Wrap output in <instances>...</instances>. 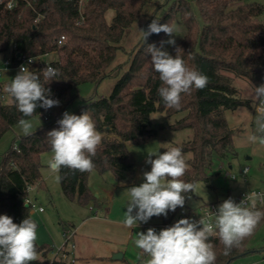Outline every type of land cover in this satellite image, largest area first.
I'll return each mask as SVG.
<instances>
[{"label":"trees","instance_id":"obj_1","mask_svg":"<svg viewBox=\"0 0 264 264\" xmlns=\"http://www.w3.org/2000/svg\"><path fill=\"white\" fill-rule=\"evenodd\" d=\"M29 1L32 6L22 1L13 10L0 6V56H11L16 65L23 57L55 54L56 59L41 61L34 71H41L47 65L59 70V76L45 86L51 89L52 98L64 100L65 105L73 99L72 92L81 84L99 86L105 80L114 81L108 94L96 93L84 99V103L71 113L80 115L88 111L97 129L105 134L93 157V171H111L119 183H132L136 161L127 144L156 135V130L148 127L151 114L156 111L168 116L182 114L173 123H161V129L192 131L190 139L177 145L183 152L191 153L187 159L189 168L182 177L185 182L195 185L199 181L209 182L215 157L227 159L237 155L236 130L229 125L226 111L252 107V101L243 97L235 86V77L252 86L264 84V0H168V7L161 16L156 14L161 5L154 0H89L83 7L79 0ZM110 11L114 12L111 20L107 16ZM39 14L42 17L35 22ZM176 14L181 16L186 34L175 40L176 45L170 46L169 53L173 57L180 55L189 68L209 78L202 90L193 89L182 94L179 109L168 108L159 96L161 81L159 74L153 71L147 51L151 44L160 47L167 34H152L146 41L141 36L131 51H126L124 44L136 24L147 15L146 29L154 19L172 26ZM62 37V44H59ZM119 52L129 54L126 69L124 63L117 64ZM52 109L37 108L30 119ZM64 112L62 108L52 118L44 119L33 135L14 139L2 158L0 215L12 217L14 223L30 217L37 224L32 207L25 205L23 197L29 193V187L48 191L43 178V157L52 155L47 133L59 128L57 121L62 119ZM21 116L9 98L6 101L1 98L0 91V140L17 125ZM111 135L114 138H110ZM90 174L62 170L65 178L60 185L69 201L87 206L97 200L88 184ZM188 195L192 197L194 193ZM183 208L170 211L167 217L163 216V222L172 221ZM258 208L264 211V205ZM263 225L264 220L252 236L227 256L223 254L224 246L219 239L211 238L216 264H231L251 253L249 243ZM36 244L39 257L32 264H59L49 257L53 246L37 241Z\"/></svg>","mask_w":264,"mask_h":264},{"label":"clouds","instance_id":"obj_2","mask_svg":"<svg viewBox=\"0 0 264 264\" xmlns=\"http://www.w3.org/2000/svg\"><path fill=\"white\" fill-rule=\"evenodd\" d=\"M7 7L11 9L14 4L10 2ZM140 32L144 41L160 32L170 37L161 41L160 47L148 45L147 51L151 55L153 71L159 74L161 81L159 96L168 108L179 109L182 94L193 89L202 90L209 78L199 70L189 68L180 55L173 57L164 50L165 44L176 45L174 28L168 23L160 24L154 19ZM59 74V70L51 65L38 72L21 65L16 76L3 86L2 91L9 102L22 113L17 127L24 136L34 134L30 118L37 113V108L47 111L59 106L60 101L52 98L51 89L45 86ZM248 97L255 111L256 130L247 134L244 143L264 146V84L251 85ZM57 123L59 128L47 133L52 152L47 163L55 182L65 178L61 175L63 169L92 172L95 167L93 157L104 139L93 118L88 111L80 115L65 111ZM146 163L151 165V170L143 172L144 182L127 189L129 200L123 225L128 229L136 228L138 222L147 223L153 216L167 217L177 207L183 208L186 199L191 198L188 194L196 190L194 183L182 179L189 168L182 148L148 152ZM27 190L32 191V188ZM24 203L30 204L27 200ZM258 203L264 205V192L251 191L239 203L228 198L211 213V221L203 217L198 221L184 218L159 232L150 227L146 232L135 234L134 245L141 256L148 257L146 264H216L217 255L211 238H218L224 246L223 254L230 255L232 249L252 236L264 220V211L258 208ZM37 239V224L30 217L17 224L12 217L0 215V264H32L38 259Z\"/></svg>","mask_w":264,"mask_h":264},{"label":"rangeland","instance_id":"obj_3","mask_svg":"<svg viewBox=\"0 0 264 264\" xmlns=\"http://www.w3.org/2000/svg\"><path fill=\"white\" fill-rule=\"evenodd\" d=\"M155 3L160 4L161 7L157 10V16L164 14L168 7V0H154ZM196 13H198L196 6L194 5ZM149 11V13H151ZM148 13V14H149ZM114 12H108V19L111 20ZM149 17V15H147ZM147 16L136 24L135 30L130 34L127 40L124 42L126 45V51L135 49L138 44L142 33L140 30L146 29L145 23ZM264 19V17H263ZM174 28L175 40L183 38L186 34V28L182 22L180 14L174 16L172 22ZM170 37L166 35L164 41H167ZM168 44L164 45V50L170 51ZM56 59L55 54H50L44 57V60L50 62ZM129 54L128 52H119L117 60L118 66L124 65V69L128 67ZM123 69V70H124ZM16 73V72H14ZM16 76V74H14ZM241 79V78H240ZM243 80V79H241ZM245 81V80H243ZM247 82V81H245ZM250 86L251 84L247 82ZM112 81L108 79L105 83H101L96 86L92 83L81 84L75 91L72 92L73 99L65 105V101H60L59 106L53 107L52 110L43 114L46 115L47 119L52 118L60 109L65 108V111L72 113L76 108L84 103V99H88L96 93L107 94L108 90L112 89ZM250 112L252 115L253 124L240 126H233L236 130L234 137V145L237 155L227 159L215 157L213 167L211 169V178L209 182L199 181L196 184V190L194 195L187 201L184 206V210L188 207H196L200 204H209L217 202L227 197L229 194L235 196L237 193L242 192L246 189H264V146L247 145L244 143L245 138L249 132H255V111ZM43 115L33 117L34 128L33 132L36 131L40 125L45 121ZM182 114H176L174 116H168L165 112L156 111L151 114L149 128L156 130V135L146 136L140 139L128 142L127 147L129 151L134 155L135 175L131 184L121 185L113 175L111 171L105 173H99L92 171L88 178V184L91 190H94V195L99 197H108L110 199V210L111 215L118 214L122 219L125 218V212L127 211V202L129 195L127 189L132 186H139L144 182L143 172L150 171L151 165L146 163L148 152H164L169 147H177L183 141H186L192 137V131L190 129L184 130H173L170 128H160V124L163 122L173 123L179 119ZM98 130V129H97ZM99 131V130H98ZM101 132V131H100ZM103 136L105 134L101 132ZM23 134L19 131L17 125L9 130L0 140V163L2 162L3 156L10 150L14 139L22 136ZM110 138H114L113 135ZM186 159L191 157V153L183 152ZM45 155L43 157L45 161ZM153 159L155 157H152ZM248 166L250 172L247 180L240 176L241 170ZM235 174L238 178L233 179L232 175ZM43 178L47 185L48 191L45 188L33 187L30 191V196L37 199L41 203L45 212L38 213L45 222L46 227L50 232L56 236V245L60 247L65 242V232L73 231V222H77L80 219L82 213L88 212V206L80 205L77 202L69 201L62 193L60 182H55L52 174L49 172L48 165H45L43 170ZM100 211L103 209L97 207ZM33 214L35 210H32ZM103 212V211H102ZM100 212V213H102ZM163 216L150 218L149 221L153 223H159L162 221ZM159 232V229H156ZM159 230V231H158ZM249 247L251 253L245 257L234 260L231 264H242L243 262L258 261V264H264V225L258 230L254 238L250 241ZM148 257L146 256V264Z\"/></svg>","mask_w":264,"mask_h":264},{"label":"crops","instance_id":"obj_4","mask_svg":"<svg viewBox=\"0 0 264 264\" xmlns=\"http://www.w3.org/2000/svg\"><path fill=\"white\" fill-rule=\"evenodd\" d=\"M17 73L18 72L16 70L6 72L2 80L3 84L5 85L6 83H9L10 80L15 77L14 74ZM106 81L107 80L103 81V83H105ZM113 83L114 81H112V84ZM234 84L241 90L243 97L249 99L248 90L251 86L247 82L237 77L234 78ZM110 91L108 90V93ZM251 111L253 110L247 107H239L234 111L227 110L226 117L229 125L233 127L237 125L243 126V124H253L252 115L250 114ZM45 117L46 115H43V118ZM50 158L51 155H47L45 157V161L43 159L45 165H48L47 162ZM91 191L94 194V190ZM242 192L237 193L235 196L229 194L227 197L222 200H218L216 203L220 205L224 200L228 198H232L233 200H235L237 196H239ZM94 196L97 200L91 201L90 204L87 205L88 212L82 213L80 219H78V221L75 223L73 222V242L75 244V247H72L70 244L66 246L68 257L66 259L58 257L57 261L59 262V264H144L143 262L145 261L146 256H141L140 250L135 247V234L138 232H145L144 225L146 224H154L156 225L154 227L155 229L161 230L163 228H161L159 225L163 223V220L159 223H153L151 221H148L147 223L138 222V226L136 228L128 229L123 225L124 219L120 218L117 213H115L113 217H110V199L108 197H99L98 195ZM31 198L36 203L37 207H43V211H40L38 208L32 209L35 210L34 214L32 212V216L38 224L37 243L53 246L54 250L61 248L65 242L60 247H57L55 242L56 236L48 230L45 225L44 219L38 214L45 212L44 206L38 201L34 200L37 198ZM204 204H200L194 208L188 207L186 210H196ZM97 207L103 209V212L97 209ZM130 232L132 233L131 235ZM54 250L49 254V257L51 259L55 257ZM119 252L123 254V257L113 258L114 254ZM246 255L241 257H245ZM242 264H258V261L255 260L243 262Z\"/></svg>","mask_w":264,"mask_h":264},{"label":"built area","instance_id":"obj_5","mask_svg":"<svg viewBox=\"0 0 264 264\" xmlns=\"http://www.w3.org/2000/svg\"><path fill=\"white\" fill-rule=\"evenodd\" d=\"M26 2L27 5L32 6L31 1L29 0H0V6L3 7L5 10H13L16 7H18V5L22 2ZM89 0H79V5L80 7H83L85 3H87ZM13 3L14 7L9 9L7 7V5L9 3ZM42 15H38L35 18V22L40 21ZM64 37H62L59 40V44H62ZM49 54H45L42 56H27V57H23L22 60L18 63V64H14L12 57L11 56H0V91H1V98L6 101L8 99L7 95L3 93V78L6 74V72L11 71V70H16L17 72H19V68L21 65H24L26 67L29 68L30 71H34L35 69L38 68L39 64L41 61L44 60V57H47ZM29 61H31V63H29ZM52 66V65H51ZM53 67V66H52ZM44 119H47V117H45ZM245 169L247 170L245 172ZM250 172V168L248 166L244 167L241 172H240V176L245 178H247L248 174ZM233 179L238 178L237 175L233 174L232 175ZM251 191H256V192H264V189H246L244 190L239 196H237V198L234 200L236 203H239L241 200H243L246 195L251 192ZM30 192V191H29ZM24 201L27 200L28 202H30V204H27L28 206H31L32 209H36L38 208L40 211H43V207H37L36 203L32 200V198L30 197L29 193L26 194L23 197ZM218 206L219 204L216 202H212L209 204H204L202 206H200L199 208H197L196 210H182L180 211L175 218H173L172 221H170L169 223H161L159 226L161 228H166V227H170L172 226L175 222H177L180 219H184V218H190L192 220L198 221L201 217L205 218L206 221H211L212 220V212H216L218 210ZM258 206H261V204L258 203ZM156 225L154 224H146L144 225V229L145 232L147 231L148 228L152 227L154 228ZM73 231L71 232H66L65 233V243L61 248H58L55 251V257L53 258V260H57V258H62V259H66L68 257V252L66 249L67 245H71L72 247H75V244L73 242Z\"/></svg>","mask_w":264,"mask_h":264},{"label":"water","instance_id":"obj_6","mask_svg":"<svg viewBox=\"0 0 264 264\" xmlns=\"http://www.w3.org/2000/svg\"><path fill=\"white\" fill-rule=\"evenodd\" d=\"M27 206V205H26ZM123 257V254L122 253H116L114 254L113 258H122Z\"/></svg>","mask_w":264,"mask_h":264}]
</instances>
